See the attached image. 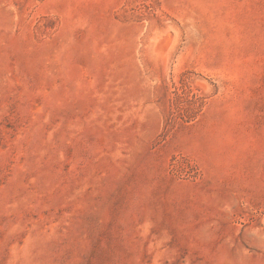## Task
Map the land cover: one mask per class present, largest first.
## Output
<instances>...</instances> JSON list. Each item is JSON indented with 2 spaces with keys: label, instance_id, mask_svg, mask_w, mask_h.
Instances as JSON below:
<instances>
[{
  "label": "rangeland",
  "instance_id": "obj_1",
  "mask_svg": "<svg viewBox=\"0 0 264 264\" xmlns=\"http://www.w3.org/2000/svg\"><path fill=\"white\" fill-rule=\"evenodd\" d=\"M0 264H264V0H0Z\"/></svg>",
  "mask_w": 264,
  "mask_h": 264
}]
</instances>
